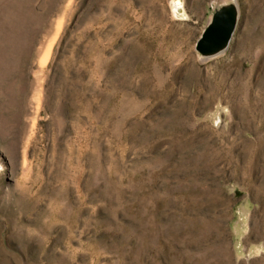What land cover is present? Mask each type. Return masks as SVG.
Returning <instances> with one entry per match:
<instances>
[{"label": "rangeland", "instance_id": "obj_1", "mask_svg": "<svg viewBox=\"0 0 264 264\" xmlns=\"http://www.w3.org/2000/svg\"><path fill=\"white\" fill-rule=\"evenodd\" d=\"M0 264H264V0H0Z\"/></svg>", "mask_w": 264, "mask_h": 264}, {"label": "water", "instance_id": "obj_2", "mask_svg": "<svg viewBox=\"0 0 264 264\" xmlns=\"http://www.w3.org/2000/svg\"><path fill=\"white\" fill-rule=\"evenodd\" d=\"M237 21L238 14L234 6H225L216 11L197 40L195 50L202 56H212L226 49Z\"/></svg>", "mask_w": 264, "mask_h": 264}, {"label": "bare ground", "instance_id": "obj_3", "mask_svg": "<svg viewBox=\"0 0 264 264\" xmlns=\"http://www.w3.org/2000/svg\"><path fill=\"white\" fill-rule=\"evenodd\" d=\"M174 9L178 13H181L182 12V8H181V6L178 3H175Z\"/></svg>", "mask_w": 264, "mask_h": 264}]
</instances>
